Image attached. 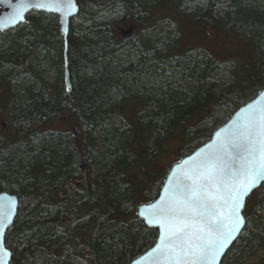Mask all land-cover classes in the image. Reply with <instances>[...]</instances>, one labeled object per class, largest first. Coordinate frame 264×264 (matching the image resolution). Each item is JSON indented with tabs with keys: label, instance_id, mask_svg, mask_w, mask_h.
<instances>
[{
	"label": "trees",
	"instance_id": "1",
	"mask_svg": "<svg viewBox=\"0 0 264 264\" xmlns=\"http://www.w3.org/2000/svg\"><path fill=\"white\" fill-rule=\"evenodd\" d=\"M79 3L71 89L57 13L0 28V190L28 197L10 264H130L159 236L137 210L161 190L162 158L205 142L264 86V0ZM244 208L221 264H264V182Z\"/></svg>",
	"mask_w": 264,
	"mask_h": 264
},
{
	"label": "snow or ice",
	"instance_id": "2",
	"mask_svg": "<svg viewBox=\"0 0 264 264\" xmlns=\"http://www.w3.org/2000/svg\"><path fill=\"white\" fill-rule=\"evenodd\" d=\"M190 160L167 197L151 206L148 222L162 229L154 252L167 264H214L246 222V197L264 182V109L249 110L229 135ZM0 252L7 255L2 244Z\"/></svg>",
	"mask_w": 264,
	"mask_h": 264
},
{
	"label": "water",
	"instance_id": "3",
	"mask_svg": "<svg viewBox=\"0 0 264 264\" xmlns=\"http://www.w3.org/2000/svg\"><path fill=\"white\" fill-rule=\"evenodd\" d=\"M69 2L70 0H63L62 3L57 4L51 2V0H0V28L2 30H7V28L17 26L20 22L27 21L28 15L32 10L42 9L49 12H57L59 14V22H61V31L64 35L66 85L68 89H71L72 79L70 78V67H68L69 56L67 54L69 49L68 38L70 34L69 31L71 26V18L75 16V14L79 12L80 9L78 0H71V2L74 3L73 8L68 7ZM41 3L47 4V7H36V5ZM21 5H23L24 7L21 8ZM57 8L59 10H55ZM18 12L20 13V15H17ZM123 31L125 33H131L132 29H123ZM258 109H264V86L261 88L257 95L251 97L249 100L245 101L240 106H238V108L230 114L229 118L225 122L217 126L216 130L209 138L206 139L205 142L199 144L195 147L194 150L188 152V154L184 155V157L172 164L173 166L170 168L168 174L166 175V179L162 184L160 192L150 201L141 202L137 210V212H139V215H141V217L145 219L146 223H148L150 226L158 227L159 236L150 248L142 252L141 255L135 257L130 264H167L163 257H159L154 252V250L160 244V236L162 229L158 224H150L148 222L152 212L151 206L158 205L161 202L162 198L167 197L168 190L171 188L174 179L176 177L181 176L183 170L190 166V158H198L201 153H207L218 143L220 139L229 135L233 130L234 126L242 122V119L249 112V110ZM262 183L263 182H260L259 186L262 185ZM254 189L252 190V192L254 191ZM248 198L249 195L246 197L245 205ZM19 204L20 196L16 192L13 193L8 189L0 190V233H2V236H0V244H2L4 251L7 252V255H4L3 252H0V264H10L13 258L14 252L7 245L5 238L9 230L8 228L15 222V217L19 210ZM244 209L245 208H243L242 210V215L246 217ZM246 222L244 226L246 225ZM244 226L242 227L240 232L237 233L235 237L227 244V246L221 250V254L216 258L214 264H221L225 253L231 247L233 241H235L241 235Z\"/></svg>",
	"mask_w": 264,
	"mask_h": 264
},
{
	"label": "rangeland",
	"instance_id": "4",
	"mask_svg": "<svg viewBox=\"0 0 264 264\" xmlns=\"http://www.w3.org/2000/svg\"><path fill=\"white\" fill-rule=\"evenodd\" d=\"M188 37L194 40V36L190 35ZM185 39H186V37H185ZM213 42H216V40H213ZM216 45H217V43L214 44V46H216ZM233 45H235V47H229V49L230 50H234L233 52H235L236 50H238V47H237L238 45L235 44L234 42H233ZM216 54L220 55V56H225L227 53L224 54V53L216 52ZM233 76H234V72L232 71V80H233ZM244 94L246 95V97H248L249 94H252L251 90H250V87L247 88L246 91H244ZM53 125H55V126H65L64 124H62V122L58 118L56 119V121L54 122ZM176 147H177L176 144H174L173 148L167 153V155L164 158H162V162L165 164V166H169L170 167L172 162L178 158L177 157L178 154H177V151L175 149ZM256 259H251V260L246 261V262L255 263Z\"/></svg>",
	"mask_w": 264,
	"mask_h": 264
},
{
	"label": "bare ground",
	"instance_id": "5",
	"mask_svg": "<svg viewBox=\"0 0 264 264\" xmlns=\"http://www.w3.org/2000/svg\"><path fill=\"white\" fill-rule=\"evenodd\" d=\"M78 4H79V9H80V3H79V0H78ZM32 11H35V10H32ZM32 11H30V12H32ZM79 11H80V10H79ZM52 12H54V11H52ZM55 13H57V12H55ZM77 13H78V12H77ZM77 13H76V14H77ZM57 14H58V13H57ZM58 17H59V14H58ZM73 17H74V16H73ZM73 17H72V18H73ZM72 18H71V19H72ZM71 22H72V21H71ZM70 27H71V26H70ZM60 28H61V22H60ZM128 28H131V29H132V32L134 31V30H133V26H131V27H123L121 30L123 31V29H128ZM164 28H165V24H164V23H160V22H159L158 25L155 27V29H156L157 32H164V31H165ZM61 32H62V31H61ZM132 32H131V33H132ZM123 33H125V32L123 31ZM125 34H129V33H125ZM63 37H64V35H63ZM68 39H69V38H68ZM214 51L220 52V51H222V49L220 48V46H215ZM261 88H262V87H261ZM260 90H261V89H260ZM260 90H259V91H260ZM259 91H258V92H259ZM258 92H257V94H258ZM257 94H255V95H257ZM255 95H254V96H255ZM251 97H253V96H250V98H251ZM250 98H249V99H250ZM249 99H248V100H249ZM246 101H247V100H246ZM214 131H215V130H214ZM212 134H213V133H212ZM212 134H211V135H212ZM211 135H210V136H211ZM210 136H209V137H210ZM209 137H208V138H209ZM194 149H195V148H194ZM194 149H192V150H194ZM192 150H189L188 152H190V151H192ZM188 152H186L185 154H183L182 157H184V155L188 154ZM182 157H179V158H177L176 160H174V161L172 162V164H173L174 162L180 160ZM172 164H171L170 168L173 166ZM170 168H169V170H170ZM168 172H169V171H168ZM167 174H168V173H167ZM165 177H166V176H165ZM8 190H9V189H8ZM10 191H11V190H10ZM11 192H13V191H11ZM14 192H15V191H14ZM14 192H13V193H14ZM16 193H17V192H16ZM17 194H18V193H17ZM18 195H19V194H18ZM19 196H20V195H19ZM27 200H28V197H24V196L21 197V196H20V204H19V210H18L17 215H19V213H20V210H21V206H20V205H21V203L24 205V204H26ZM17 215H16V217H17ZM140 216H141V215H140ZM16 217H15V218H16ZM144 220H145V219H144ZM145 222H146V221H145ZM147 224H148V223H147ZM148 225H149V224H148ZM149 226H150V225H149ZM151 227H152V226H151ZM155 227H156V226H155ZM157 228H158V227H157ZM158 233H159V229H158ZM5 241H6V240H5ZM233 242H234V241H233ZM6 243H7V241H6ZM7 245H8V244H7ZM232 245H233V244H232ZM232 245H231V246H232ZM9 247H10V246H9ZM149 248H150V247H149ZM147 249H148V248H147ZM147 249L143 250L142 252L146 251ZM227 251H228V250H227ZM142 252L139 253V254H137V255H135L134 257H132L131 261H132L135 257L141 255ZM130 263H131V262H130Z\"/></svg>",
	"mask_w": 264,
	"mask_h": 264
}]
</instances>
